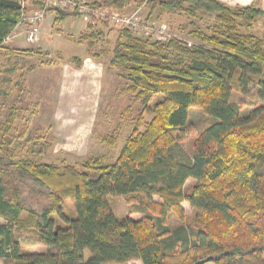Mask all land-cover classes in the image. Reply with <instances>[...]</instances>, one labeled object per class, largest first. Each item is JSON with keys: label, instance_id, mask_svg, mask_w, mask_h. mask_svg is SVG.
Wrapping results in <instances>:
<instances>
[{"label": "trees", "instance_id": "16d2710c", "mask_svg": "<svg viewBox=\"0 0 264 264\" xmlns=\"http://www.w3.org/2000/svg\"><path fill=\"white\" fill-rule=\"evenodd\" d=\"M38 5L45 9V2ZM159 7L193 18L217 15L218 33L200 35L212 49L122 30L111 66L125 74L128 91L146 107L159 97L149 108L152 119L141 115L113 164L101 156L74 166L19 162L20 169L53 190V203L40 217L29 212L22 219L28 211L8 196L0 178V264H198L209 258L214 260L208 264H264V107L242 115L232 102L235 77L240 85L250 76L262 77L264 88V42L239 33L240 26L251 30L264 12L254 5L231 8L219 0H169ZM48 10L56 12L58 24L70 16ZM23 18V9L0 5V51ZM73 62L76 68L83 65L81 59ZM261 97L264 101V92ZM194 108L216 121L196 139L193 156L183 160L178 149ZM190 180L197 184L187 192ZM111 197L137 202L158 215L119 219ZM66 199L74 215L66 213ZM185 203L193 210L194 226L171 229L168 215L183 219ZM27 226L53 250L23 251L15 234Z\"/></svg>", "mask_w": 264, "mask_h": 264}, {"label": "rangeland", "instance_id": "374dc122", "mask_svg": "<svg viewBox=\"0 0 264 264\" xmlns=\"http://www.w3.org/2000/svg\"><path fill=\"white\" fill-rule=\"evenodd\" d=\"M39 1L45 2L46 11L38 5ZM113 1L18 0L23 6L24 18L28 20L19 25L0 51V178L8 196L16 198L28 211L22 219H28L29 212L40 217L53 203V190L20 169L19 162L35 160L48 165L74 166L90 157L101 156L106 163L113 164L138 126L141 115L144 113L146 121L152 119L149 108L159 97L152 98L146 107L128 91L130 82L125 74L111 66L115 46L122 39L124 29L111 21L112 15L133 16L138 26L128 30L138 38L157 42L177 39L189 47L209 50L212 47L200 35L211 37L220 27L217 15L200 13L193 18L188 14L162 10L159 4L169 0H130L123 7L111 4ZM253 5L264 12V0H255ZM50 8L70 16L58 24L55 22L56 12L49 11ZM39 13H43L44 18L38 22L35 20L39 37L32 43L28 36L35 24L33 19ZM239 33L253 35L264 42V17L251 30L240 26ZM27 50L35 52L32 55L13 53ZM75 59H81L90 73L75 74ZM64 71L66 75L74 73L73 77H77L82 85L78 97L74 95L78 107H67V96L62 94L60 98L57 95ZM245 80L243 86L238 77L232 83V102L241 108L242 115L264 107L261 97L264 88L260 86L263 78L250 76ZM92 92L97 97L88 94ZM90 101L94 104L86 107L85 103ZM215 121L201 109L190 110L186 138L178 149L181 159L193 156L196 139ZM196 184L195 180H190L186 191ZM154 201L162 203L157 196ZM110 203L119 219L139 221L146 215H158L151 208L125 198L111 197ZM64 205L66 213L74 215L69 199ZM183 211V219L176 213L168 215L167 225L171 229L194 226L193 210L187 203L183 204ZM0 222L4 223L3 220ZM36 233L31 226L16 232L23 251H52L39 242ZM89 258L86 254V260Z\"/></svg>", "mask_w": 264, "mask_h": 264}, {"label": "crops", "instance_id": "0c3cea01", "mask_svg": "<svg viewBox=\"0 0 264 264\" xmlns=\"http://www.w3.org/2000/svg\"><path fill=\"white\" fill-rule=\"evenodd\" d=\"M219 1L224 3V4H226L227 6H229L231 8L238 7V6H241V7L251 6V5H253L255 3V0H219ZM52 20H54V17L52 18ZM17 28L15 29L16 31H17ZM87 68L88 67H85L84 63H83L81 68H76L78 71H76V69H74L75 70V74H78V72H80V73L83 72L84 74L85 73L89 74L90 72L89 71L87 72ZM73 76H75L74 73H67V75H66V71H64V73H62V76L60 77V79H61V82H60V85H59L60 92L57 95H59L60 98H61V96H63L62 94L67 96V100L65 102L67 107H73V106L78 107L79 106V105L76 106L74 101L77 99V97H78L77 96L78 95V89L82 85H80L79 79L77 77H73ZM87 79H88V77H87ZM62 80H64V82H62ZM93 87L94 86L90 87V89L93 88ZM75 94H76L77 97L74 96ZM88 94L92 95L93 98H94V96L97 97V95L95 93H93V92L92 93H88ZM98 101H99V99H98ZM89 104L93 105L94 103H93V101H90L88 103H85V106L89 107L90 106Z\"/></svg>", "mask_w": 264, "mask_h": 264}, {"label": "built area", "instance_id": "2783aa9c", "mask_svg": "<svg viewBox=\"0 0 264 264\" xmlns=\"http://www.w3.org/2000/svg\"><path fill=\"white\" fill-rule=\"evenodd\" d=\"M90 12V11H89ZM81 14H84L81 13ZM44 18V14L43 13H39V15H37L33 21L35 22H38V21H41L42 19ZM27 18H23V22L26 21ZM28 20V19H27ZM111 21L124 28V29H130V30H134V28L136 29V27L138 26L137 22L135 21L134 17L133 16H119V15H112L111 16ZM34 24V26L32 27V30L31 32L29 33V36H28V39L30 42L34 43L38 40V37H39V27H37L38 24Z\"/></svg>", "mask_w": 264, "mask_h": 264}, {"label": "water", "instance_id": "95a60500", "mask_svg": "<svg viewBox=\"0 0 264 264\" xmlns=\"http://www.w3.org/2000/svg\"><path fill=\"white\" fill-rule=\"evenodd\" d=\"M0 5L4 6V7H8V8L19 9V10L23 9V6L21 3L16 2V1H11V0H0ZM213 260H214V258H209V259L202 261L198 264H208V263L212 262Z\"/></svg>", "mask_w": 264, "mask_h": 264}]
</instances>
